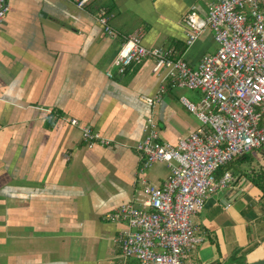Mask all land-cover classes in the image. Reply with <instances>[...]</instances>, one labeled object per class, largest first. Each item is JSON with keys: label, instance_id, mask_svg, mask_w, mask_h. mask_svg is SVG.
Instances as JSON below:
<instances>
[{"label": "crops", "instance_id": "0c3cea01", "mask_svg": "<svg viewBox=\"0 0 264 264\" xmlns=\"http://www.w3.org/2000/svg\"><path fill=\"white\" fill-rule=\"evenodd\" d=\"M214 2L10 1L0 27V264H139L123 257L118 242L127 222L109 215L141 206L146 184L170 175L164 163L142 169L136 146L146 118L177 145L200 126L179 98L202 96L174 89L165 72L154 73L153 60L121 76L112 62L125 38L141 32L144 46L172 50L195 68L217 45L207 30L188 48L185 22L192 8L205 16ZM103 10L116 37L98 21ZM159 94L152 106L143 99ZM72 119L111 144H86ZM248 160L221 168L216 177L230 172L234 183L210 195L195 217L200 264L264 259V196L247 177Z\"/></svg>", "mask_w": 264, "mask_h": 264}, {"label": "built area", "instance_id": "2783aa9c", "mask_svg": "<svg viewBox=\"0 0 264 264\" xmlns=\"http://www.w3.org/2000/svg\"><path fill=\"white\" fill-rule=\"evenodd\" d=\"M10 1L0 0V27ZM88 1L76 3L83 8ZM98 21L109 37L117 36L107 12L101 11ZM185 23L188 48L207 30L217 45L215 53L204 55L195 68L172 50L144 46L141 32L125 38L112 62L121 76L132 64L153 60L154 73L165 72L174 89L202 96L198 103L179 98L200 126L177 145L162 139L151 115L146 118L144 137L136 146L142 169L164 163L170 175L161 185L146 184L141 206L123 205L109 215L127 222L129 230L118 242L123 257L139 264H199L193 254L203 239L195 217L210 195L234 183L230 172L218 179V169L255 150L264 152V0H216L205 16L192 8ZM161 97L143 99L152 106ZM69 123L80 126L76 119ZM80 128L86 144H111L91 127Z\"/></svg>", "mask_w": 264, "mask_h": 264}, {"label": "rangeland", "instance_id": "374dc122", "mask_svg": "<svg viewBox=\"0 0 264 264\" xmlns=\"http://www.w3.org/2000/svg\"><path fill=\"white\" fill-rule=\"evenodd\" d=\"M216 50H217V46H216L215 51ZM215 51L213 53H215ZM261 154H262V152L260 150H255V151L248 154L249 160L247 162H245V164H246L247 168L251 169V171L249 170V172L247 173V177H249L250 180H252V178H253L252 173H254L256 171L264 170V155H261ZM233 264H247V263H246V260H239Z\"/></svg>", "mask_w": 264, "mask_h": 264}, {"label": "trees", "instance_id": "16d2710c", "mask_svg": "<svg viewBox=\"0 0 264 264\" xmlns=\"http://www.w3.org/2000/svg\"><path fill=\"white\" fill-rule=\"evenodd\" d=\"M261 152H262V155H264V152L263 151H261ZM247 155H245L243 157L248 158ZM227 166H225V167H227ZM220 170H221V168L218 169V171L216 173V176H218ZM252 174H253L252 182L254 183L255 186H257L262 191L263 196H264V183H263L264 182V178H263L264 177V170L256 171V172H254Z\"/></svg>", "mask_w": 264, "mask_h": 264}, {"label": "water", "instance_id": "95a60500", "mask_svg": "<svg viewBox=\"0 0 264 264\" xmlns=\"http://www.w3.org/2000/svg\"><path fill=\"white\" fill-rule=\"evenodd\" d=\"M248 264H264V259H261V260L255 261V262H251Z\"/></svg>", "mask_w": 264, "mask_h": 264}]
</instances>
